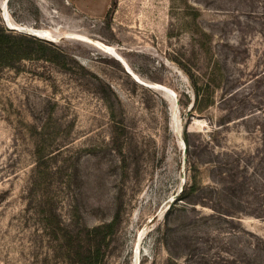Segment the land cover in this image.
Instances as JSON below:
<instances>
[{
	"label": "rangeland",
	"instance_id": "rangeland-1",
	"mask_svg": "<svg viewBox=\"0 0 264 264\" xmlns=\"http://www.w3.org/2000/svg\"><path fill=\"white\" fill-rule=\"evenodd\" d=\"M0 28L65 55L0 66V264H61L40 222L48 206L83 236L119 216L105 264L264 255V218L175 204L191 175L184 132L190 161L247 164L264 189V0H0ZM208 67L221 84L200 114L185 71Z\"/></svg>",
	"mask_w": 264,
	"mask_h": 264
},
{
	"label": "trees",
	"instance_id": "trees-1",
	"mask_svg": "<svg viewBox=\"0 0 264 264\" xmlns=\"http://www.w3.org/2000/svg\"><path fill=\"white\" fill-rule=\"evenodd\" d=\"M113 10H110L112 12ZM203 38L201 46L202 54L207 56L209 49H206L209 35L200 31ZM47 53L50 57H42ZM41 56V57H40ZM54 64H64L65 55L54 45L48 44L40 39H34L21 35H13L10 31L0 28V66L11 67L16 62L29 59H43ZM52 58V59H51ZM210 68V67H208ZM219 70V69H218ZM193 92V110L202 113L214 104V95L221 84V77L216 69L197 70V73L189 69L185 71ZM120 135L117 128L114 129L113 142H118ZM264 137V131H262ZM183 141L186 145L187 166L190 171V179L184 185L179 197L175 200L183 203L184 206H200L209 209L212 216L217 219L239 221L241 216L264 218V189H260L257 183L247 176L248 165L238 166L235 163L229 164L226 161L218 160L219 154L214 155L209 161H190L188 133L184 132ZM262 147L264 140L262 139ZM201 150V148H199ZM195 154V153H194ZM264 156V149L262 150ZM36 157V173L44 167L43 157ZM198 156V155H197ZM210 167L208 176L210 184L203 185L201 168ZM242 168L241 172L238 169ZM256 171L253 169V172ZM191 198H194L191 201ZM196 198V199H195ZM255 199L261 203L259 209L249 210L244 205H249V199ZM41 225L48 236L52 237L56 247L57 259L61 264H105L106 255L110 247L112 237L116 233L120 223L119 216L116 215L110 222L93 228H85L86 236L80 232L73 233L60 224V221L51 208L41 212ZM233 241L238 233L231 232ZM243 252L230 251L229 264H264L263 251L255 248ZM176 264V263H173Z\"/></svg>",
	"mask_w": 264,
	"mask_h": 264
},
{
	"label": "bare ground",
	"instance_id": "bare-ground-1",
	"mask_svg": "<svg viewBox=\"0 0 264 264\" xmlns=\"http://www.w3.org/2000/svg\"><path fill=\"white\" fill-rule=\"evenodd\" d=\"M9 28H11L10 26H9ZM12 29V28H11ZM133 80H134V78H133Z\"/></svg>",
	"mask_w": 264,
	"mask_h": 264
},
{
	"label": "water",
	"instance_id": "water-1",
	"mask_svg": "<svg viewBox=\"0 0 264 264\" xmlns=\"http://www.w3.org/2000/svg\"><path fill=\"white\" fill-rule=\"evenodd\" d=\"M11 29V28H10Z\"/></svg>",
	"mask_w": 264,
	"mask_h": 264
}]
</instances>
